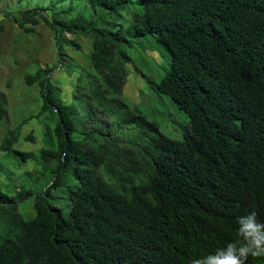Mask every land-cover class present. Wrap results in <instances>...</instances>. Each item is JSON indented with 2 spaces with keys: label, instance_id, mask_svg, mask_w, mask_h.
<instances>
[{
  "label": "trees",
  "instance_id": "1",
  "mask_svg": "<svg viewBox=\"0 0 264 264\" xmlns=\"http://www.w3.org/2000/svg\"><path fill=\"white\" fill-rule=\"evenodd\" d=\"M87 1L115 13L138 6L132 34L155 37L169 50L156 88L190 125L172 139L130 110L121 92L132 41L122 27L22 12L17 20L26 33L42 20L61 34L63 67L65 33H92L94 74L78 87L86 105L59 93L55 67L24 77L41 87L42 106L30 120L43 124L45 146L37 156L15 150L24 120L5 133L0 149L36 159L52 177L41 193L20 192L21 201L34 199L33 219L0 195V220L11 226L0 240V264H190L239 241V216L255 211L264 222V0ZM6 115L0 99V121ZM59 189L71 201L68 215L50 202ZM4 204L13 209L4 212ZM246 264H264V257L249 256Z\"/></svg>",
  "mask_w": 264,
  "mask_h": 264
},
{
  "label": "rangeland",
  "instance_id": "2",
  "mask_svg": "<svg viewBox=\"0 0 264 264\" xmlns=\"http://www.w3.org/2000/svg\"><path fill=\"white\" fill-rule=\"evenodd\" d=\"M35 9H40V13L48 16L50 20L55 18L69 22L83 17L98 29L117 31L122 27L123 35L132 41V46L126 45L132 61L128 65L129 75L121 96L127 101L131 111L145 116L149 122L156 123L162 134L172 139L184 137L190 125L188 116L156 88L169 69L170 52L155 37H136L132 34V17L135 11H139L138 6L132 4L126 10L115 13L101 7L93 9L87 0H0V99L4 101L7 109L5 119L0 121V145L8 130L24 120H29L22 128L15 150L37 156L45 146L43 124L37 119L30 120L41 109V87L39 83L28 86L24 80L25 75L35 74L38 68L55 67L51 80L59 93L65 98H81L78 87L86 86L89 80L87 75L94 74L91 62L93 34L65 33L66 41H61L64 58L69 66L63 67L59 64L60 47L57 42L58 38H62L61 34H56L40 19L39 24L33 26L34 32L30 34L18 24L17 19L22 12ZM81 99L86 105L87 99ZM30 135L35 141L28 139ZM37 163L36 159H23L16 153L0 149V195L11 198L18 212L28 220L35 217L34 199L21 201V190L41 193L52 177L42 174ZM36 168L40 172H33L32 178L26 179V173ZM50 202L63 209L64 215H68L71 201L64 189L53 191ZM4 205V212L13 209L11 205ZM10 230L8 221L0 220V240Z\"/></svg>",
  "mask_w": 264,
  "mask_h": 264
},
{
  "label": "clouds",
  "instance_id": "3",
  "mask_svg": "<svg viewBox=\"0 0 264 264\" xmlns=\"http://www.w3.org/2000/svg\"><path fill=\"white\" fill-rule=\"evenodd\" d=\"M236 224L239 241L194 258L190 264H246L249 256L264 257V222L258 221L256 212L239 216Z\"/></svg>",
  "mask_w": 264,
  "mask_h": 264
}]
</instances>
